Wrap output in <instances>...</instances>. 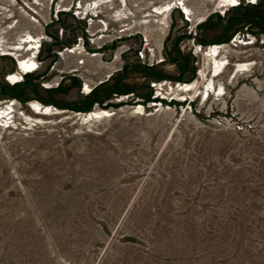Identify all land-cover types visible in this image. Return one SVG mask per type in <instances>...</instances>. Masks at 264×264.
<instances>
[{
    "label": "rangeland",
    "instance_id": "obj_1",
    "mask_svg": "<svg viewBox=\"0 0 264 264\" xmlns=\"http://www.w3.org/2000/svg\"><path fill=\"white\" fill-rule=\"evenodd\" d=\"M170 1L0 0V264H264V0Z\"/></svg>",
    "mask_w": 264,
    "mask_h": 264
},
{
    "label": "bare ground",
    "instance_id": "obj_2",
    "mask_svg": "<svg viewBox=\"0 0 264 264\" xmlns=\"http://www.w3.org/2000/svg\"><path fill=\"white\" fill-rule=\"evenodd\" d=\"M180 1L181 2L170 1L169 3H167L165 5L158 6L156 8L155 12L158 14H163L166 11H171V9L174 8L175 5H180L179 3H182V5L185 9V11L183 10V12L185 14L188 13L187 18H189V14H190L189 8L185 5L184 0H180ZM222 1H224L222 6L227 5V4L235 6L236 4H238L237 0L235 3H233L232 0H222ZM252 2L253 3L258 2V0H253ZM78 7H80V5H78ZM56 10L58 11V9H56ZM25 37H26V35L24 37H21L15 45H9V46L3 44L0 40V54L1 55H7L8 54L10 56H13L14 59L16 60V66H17L16 71L11 72L9 75L6 76V80L10 81L13 84L20 82L23 79L24 74L32 73V72L38 70V68H39L36 57L38 56L37 54L40 51L39 50L40 44L38 43L40 40H39V38H35V36H33L30 33L27 34L26 38ZM212 44L210 45V49L208 51V56H211L212 60L215 63L214 68H215L216 73L220 74L224 71V68L226 67V65L223 63V60L218 58L223 47L221 48V47H219V45L213 46ZM20 50H22V51H20ZM28 51H29L28 55L23 54V53L28 52ZM243 65H244V63L239 64V66H243ZM201 73L203 74V72H201ZM198 75H200V73H198ZM191 84H192V82H180L178 84L179 85L178 87L180 89L189 91L193 87V85H191ZM211 85L214 87V82L212 79H211ZM52 87L53 86H50V85L46 86V88H52ZM86 87H87V91H88L87 93L93 91V89L88 84ZM160 87H162V85ZM214 88L216 89V87H214ZM157 96H159V98H163L162 96H160V94H157ZM155 98H157V97H155ZM14 105H15V101L11 100L8 103V105H5L3 108L0 109V119H2V117L7 119V116L11 115L10 117H8L9 120L5 121L3 123V125H5V126L11 125L10 124V122L12 120L11 117H13V111L15 110ZM153 105L157 106V103L153 102ZM30 106L32 107L33 110H35L36 112L41 113V114H48V113L53 114V113L61 112V110L54 112L53 110H57L58 109L57 107L55 109V107L52 105H49V104L43 105L39 101H35V100L31 102ZM11 108H12V110H11ZM142 109L143 110L145 109L143 105H136L134 108V112L136 111V112L141 113ZM7 110H8V112H7ZM113 113H114V111H111V110H100V109H98V110H94L91 112H85L84 117H85V115H86V117L91 116V119H92V118H96V117L109 116V115H112ZM0 124H2L1 121H0Z\"/></svg>",
    "mask_w": 264,
    "mask_h": 264
},
{
    "label": "built area",
    "instance_id": "obj_3",
    "mask_svg": "<svg viewBox=\"0 0 264 264\" xmlns=\"http://www.w3.org/2000/svg\"><path fill=\"white\" fill-rule=\"evenodd\" d=\"M213 46L214 45H219V47H221L222 48V46L220 45V44H212ZM208 48L210 49V45L208 46ZM171 80H169V81H163V84H165V83H169V84H171ZM177 83H179V82H177ZM155 86H157V84L155 85ZM92 88V87H91ZM93 89V88H92ZM159 90H161V89H159ZM157 93V92H156ZM88 94V93H87ZM158 94H161V93H159V91H158ZM55 107V106H54ZM55 109H56V107H55Z\"/></svg>",
    "mask_w": 264,
    "mask_h": 264
},
{
    "label": "trees",
    "instance_id": "obj_4",
    "mask_svg": "<svg viewBox=\"0 0 264 264\" xmlns=\"http://www.w3.org/2000/svg\"><path fill=\"white\" fill-rule=\"evenodd\" d=\"M41 100L48 102V100L47 99H44V98H41ZM103 100L102 99H97L98 102H102Z\"/></svg>",
    "mask_w": 264,
    "mask_h": 264
},
{
    "label": "snow or ice",
    "instance_id": "obj_5",
    "mask_svg": "<svg viewBox=\"0 0 264 264\" xmlns=\"http://www.w3.org/2000/svg\"><path fill=\"white\" fill-rule=\"evenodd\" d=\"M232 2H233V3H235V2H236V0H232Z\"/></svg>",
    "mask_w": 264,
    "mask_h": 264
}]
</instances>
